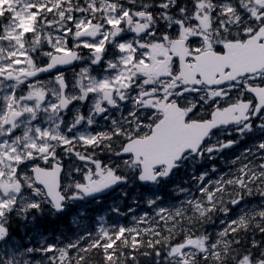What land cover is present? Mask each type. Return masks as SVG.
<instances>
[{
    "label": "snow or ice",
    "instance_id": "snow-or-ice-1",
    "mask_svg": "<svg viewBox=\"0 0 264 264\" xmlns=\"http://www.w3.org/2000/svg\"><path fill=\"white\" fill-rule=\"evenodd\" d=\"M21 12L25 10L35 12L37 10V5L30 4L29 0H20V3L16 6ZM264 12V9H261ZM6 15H11L10 13ZM0 20H3V17H0ZM4 22V31L9 30L11 23H15V17L13 16L11 21ZM261 23H264V17H261ZM31 31V30H30ZM71 31V26L69 27ZM30 33H25L28 35ZM82 44L79 46L93 49L98 48V44H91L84 40L83 37H78ZM117 42V54L120 57H124L126 52L124 49L126 47H131L136 49L133 52L132 59L136 61L139 59L141 62H144L143 55L137 56V52L143 53L146 49L140 48L138 44H130L125 36L117 34L114 37ZM108 41L104 42L103 48L106 51L110 47ZM65 50L71 52V40L66 37L65 41ZM216 51H222V46H217ZM103 58V52L100 57L97 59ZM13 56H9V63L3 64L0 66V80L11 79L9 75L8 68L11 64ZM175 63V62H174ZM16 67H19V63L16 64ZM49 75L51 74V69H43ZM173 75H175V69L173 70ZM41 75L40 72L36 73L33 79L38 78ZM151 78V77H149ZM264 78H257L256 83L264 87V83H261V80ZM251 84V82H250ZM151 85H149L150 87ZM105 84H99V88H105ZM185 85H180L176 87L172 94L167 97L168 103H173L177 108L183 109L186 105L182 104L181 101L186 95H191L194 92L199 93L204 85H201L199 82L193 83L191 88H187ZM214 87H222V85H215ZM3 91V90H0ZM8 93L5 92V101L7 100ZM13 98H15V92L11 93ZM218 99L215 95L212 100ZM55 108V105H52ZM102 111V109H98ZM150 112L152 109L149 108ZM261 112H264V108L260 109ZM36 117L33 115V119ZM186 119H191L190 112L188 113ZM7 127V126H6ZM16 129H13L10 132L9 136L15 135ZM139 129H135L134 132H126L124 139L121 143L119 150V156L122 161L125 162V167H128L131 170H134L138 173L139 167L138 162L134 158L132 150L128 147L132 142L135 136L139 135ZM121 132H124V129H117L115 132L116 136H120ZM36 136L29 135L25 140L26 144H29L30 147L21 148L17 146L16 140H9L7 137H0V220H3L6 216L10 215L18 206L19 203H22L28 200V197H31V200L28 202V208L31 212H35L40 208V203L37 202L36 197L39 193L43 192L44 200L51 206V208L59 213L62 211L65 201L80 200L83 199L86 193L92 191V182L96 181L97 177L100 179H105L106 177L115 180L116 177L113 175L112 171L109 169L105 171V166L102 162L95 156L90 155L87 151L81 155L80 152L71 150L67 152L69 160L71 161L68 164V173L73 177L75 184L71 195H66L64 191V180H65V162L61 156V152L65 149H69L71 142L65 137L63 138V143L57 147L56 145L59 141L54 137L49 139L50 133L47 129H36ZM71 134V133H70ZM85 148L91 147L95 143V138L91 137L86 141H83ZM199 146V145H198ZM198 146H193L188 151L196 152L199 150ZM258 147L264 151V143H260ZM59 158V159H58ZM171 168H169V171ZM143 177L141 180L143 181ZM152 182H155L157 177H149ZM209 199H211V190L209 191ZM149 206L154 204V201H148ZM239 206V201L234 202V207ZM165 212L164 208L159 209V214ZM125 228L121 227L119 234H123ZM39 233V230L37 231ZM10 230L8 226L4 223H0V245L6 244L10 240ZM159 240L156 241V244L159 245ZM195 244V240L192 237H185L183 241H176L168 246V250L165 255L168 258H171L173 264H192L193 259L199 261L207 262L209 261L210 256L215 259H219V256L216 253H208L206 250L198 253L196 257L187 255V252ZM99 244L94 245V247H99ZM20 251L17 252L11 245L8 246L7 254L0 252V264H14V258L17 255H24L25 252L31 259H36L38 255H43L45 257H50V264H56V253L59 250L63 253L61 259L68 257L71 252L79 245H73L71 242L68 243L67 250L63 247L58 249L57 245L53 241H44L41 245L38 246V251L34 252L32 248H29L27 245H19ZM86 252L87 249H84ZM114 253H105V259L108 261L113 260ZM156 256H160L161 253L159 250L155 253ZM83 255L80 256V260H84ZM135 259L134 256L129 257V262ZM25 264H28V260H25Z\"/></svg>",
    "mask_w": 264,
    "mask_h": 264
},
{
    "label": "clouds",
    "instance_id": "clouds-1",
    "mask_svg": "<svg viewBox=\"0 0 264 264\" xmlns=\"http://www.w3.org/2000/svg\"><path fill=\"white\" fill-rule=\"evenodd\" d=\"M226 96L227 93H224L220 99H215L214 101L205 99L204 103L208 104L210 107L215 105L217 109L228 107V104H221L220 102V100L224 99ZM128 100L129 106L127 110V116H130L132 119L127 121V123L130 125L131 132H134V130L138 127L137 122L139 120L149 119L152 116V112H150L149 109H144L141 111L140 106L134 102V97H128ZM173 102L175 103V101ZM232 102L243 103V101L235 99ZM198 104L199 100L191 103V118L195 117L198 113ZM249 112L258 121L256 127H259L261 131L264 132V119H261L264 117V113L254 112L251 105L249 106ZM250 124L251 120H248V122L240 121L239 130L241 132H244L245 130L251 131L252 129L249 127ZM130 129L125 128L124 132H121L119 138L115 137L114 130L111 138L105 137L104 139L100 140L98 144L92 146V152L90 155L98 158L105 166V171L110 169L113 175L116 177L114 183L108 186V188L104 189L105 191L110 190L112 187H116L118 184L128 182V167H125V162L120 159L119 150L122 141L126 139L125 133L130 132ZM217 131V128L210 127L207 131L206 138L202 140L198 146L199 150L194 153L189 152L182 155V157L176 161L174 168L171 169L164 178L167 179L170 177L176 169H187V166L184 163V156H190L194 161L190 169L191 179L195 181L193 187L199 188L201 184H204V187L199 189L203 193L202 197H198L200 203H196L195 200L191 201L192 207L197 213L195 220L200 221L202 225L209 224L212 222L214 216L219 214H231L233 213V210H235V216L232 219V223L235 225L236 229H242L246 231L258 229L260 231H264V151L258 147L260 143H264V138H261L256 143L254 151L251 148H239V140H229L226 143H220L217 146L211 144L208 139L209 137L214 136ZM233 145H237L236 152L234 154L227 157L220 156L222 149L231 147ZM256 152L260 153V165L257 166L253 164L252 161L245 163V161L248 159V156H254ZM208 153H214L216 156H220L222 164L225 166L237 165L238 167L235 169V171L247 176V180L236 178L235 176L228 179H211L210 174L212 172L218 173L219 170L216 166L208 164V161L214 158V156L208 155ZM245 153H247V155H245ZM65 176H67V179L64 180V191L66 195H71L75 181L69 173L65 172ZM205 180H207V183H205ZM217 184L219 185L218 189L216 188ZM209 185H211L212 188L217 191L223 190L225 192L227 191V189H225V185L232 186L231 199L225 200L223 203H221L220 198L214 197L212 191L211 199H209ZM181 191H187V189H181ZM30 200L31 197L29 196L28 200L20 204L19 214H22L23 220L29 219L30 216L32 219H35L37 216H43L46 211L45 206H47L49 218L55 219L56 216L66 212L69 207H72L79 202V200H66L62 211L57 213L51 208L47 201L44 200V194L41 192L36 197L37 202L40 203V208L35 212H31L28 208V202ZM237 201H239V206L234 207V202ZM201 205L204 206L202 207ZM185 219L188 218L185 217ZM188 222L192 223L193 221L189 220ZM221 223H223V221H221ZM61 227L66 229H71L73 227L71 224V216L68 218V223L66 225H61ZM219 235L223 236L224 233L220 232Z\"/></svg>",
    "mask_w": 264,
    "mask_h": 264
},
{
    "label": "trees",
    "instance_id": "trees-1",
    "mask_svg": "<svg viewBox=\"0 0 264 264\" xmlns=\"http://www.w3.org/2000/svg\"><path fill=\"white\" fill-rule=\"evenodd\" d=\"M138 4L140 5H152L157 11L162 10L159 5L160 0H138ZM189 3L187 0H176L175 6H187ZM173 14L176 13V9L174 8L172 11ZM157 18L158 20L161 17V14L157 12ZM263 135V132L258 129L252 128L250 132L244 133V139L243 142L249 141L253 144H256L259 139H261V136ZM215 145V144H214ZM208 155L214 156L212 160L208 161L209 165L215 164L216 166L219 165L218 157L214 153H208ZM192 166V165H190ZM190 167L187 168L185 171H181V169L177 170L170 178L166 180H161L157 185L158 189L162 193L163 198H173V193L175 198L177 197L176 192L173 188H170V184H173L175 182H178L181 185H184L186 188H192L195 184V181L191 179L190 176ZM240 175V178H243L245 175L242 173L238 174ZM172 191V192H170ZM214 197H219L221 203H223L228 196H231V189H227V191H217L213 194ZM178 215V214H177ZM220 215V214H219ZM214 216L212 222L213 223L218 216ZM187 217L188 219H185ZM196 217V216H195ZM195 217L191 216H176L179 223H188L189 220H192L193 222L201 223L197 220H195ZM68 223V217L66 214L58 215L55 219H50L48 215V210L46 209L45 214L43 216H37L36 217V225L38 228H40L44 233L49 234L50 236H53L54 234L57 235H64L67 230L64 227H61V225H66ZM207 226V224H204ZM179 225H175L174 227H177ZM205 226H200L201 229H206ZM169 228V227H166ZM235 229V230H234ZM14 233L19 235L21 238L24 237V234H20L18 232L17 227H13ZM176 233L174 235L169 236L168 233H163V235L160 234H154L153 235V242L156 245V248H160L162 243H174L175 241H178L180 238H182L183 233L181 231H175ZM117 237V234L111 235V238ZM224 244L225 246L221 248L220 250V256L219 259L216 261H209L211 264H239L243 257L248 256L252 264H259L256 262V258H258L257 253L262 252L264 250V231H260L258 229H252L251 231H246L242 229H236L235 225L232 224L228 228H226L224 232ZM159 240V245L156 244V241ZM99 244L97 243H89L87 245H83L81 248L78 249V253L76 256L70 254L67 258L61 259L59 258L58 264H135L133 263V260L129 262V254L131 253L128 250H123L124 247L127 246V244L123 243L122 241H115L112 243L111 251L109 253H114L113 260L108 261L105 259V255L101 252L100 247H94V245ZM100 245V244H99ZM147 245V246H146ZM153 245V244H152ZM152 245L144 243V247H147L145 252V257L148 256V259L138 257L137 259L140 262V264H148V262H154L155 260V253L153 254V251L151 248ZM84 249H87L85 252ZM123 250V251H122ZM83 255L85 257L84 260H80V256ZM223 258V259H221ZM46 264H50V262H47Z\"/></svg>",
    "mask_w": 264,
    "mask_h": 264
},
{
    "label": "water",
    "instance_id": "water-1",
    "mask_svg": "<svg viewBox=\"0 0 264 264\" xmlns=\"http://www.w3.org/2000/svg\"><path fill=\"white\" fill-rule=\"evenodd\" d=\"M228 50V48L226 47ZM232 52H235L236 57H202L205 61V66L208 70L213 69L214 74L220 73L223 69L229 68L231 72L227 75L229 78L233 74L240 75L243 73H252L264 67V28L259 29L247 42L243 45L238 43L231 47ZM238 56V57H237ZM47 69H53L57 63H50ZM250 67L249 71L242 70ZM44 69V68H43ZM197 69H202L201 67ZM205 77L203 72L199 70L192 74ZM185 77V76H184ZM251 92L256 96L259 102V108L264 106V87L254 88ZM168 107L164 112V117L160 120L153 133L146 139H136L129 144L134 157L141 156L142 174L141 177L154 176L152 169L160 165H166L167 171L173 168L174 162L178 160L185 152L193 146L200 145L201 141L206 137L210 127H217L226 124L223 118L227 113L219 115L214 113L210 120L203 122H191L188 125H183V119L178 114L170 110ZM246 105L240 103L238 111L243 112ZM175 117L180 121L178 122ZM243 116H239L233 122L239 121ZM145 180V179H143Z\"/></svg>",
    "mask_w": 264,
    "mask_h": 264
},
{
    "label": "rangeland",
    "instance_id": "rangeland-1",
    "mask_svg": "<svg viewBox=\"0 0 264 264\" xmlns=\"http://www.w3.org/2000/svg\"><path fill=\"white\" fill-rule=\"evenodd\" d=\"M108 5L112 7L113 3L109 1ZM196 6H197V12H195V13H197V14H195V15H196L197 20L201 24V21H203V20L201 19L199 12L200 11L201 12L206 11V8L209 6V2H208V0H196ZM263 7H264V0H252V2L248 3V5H247V8L249 9V12L251 13V15L256 16V17L258 16L257 15L258 11ZM30 15H31V11H28V10H25L24 12H21L20 10L15 11L14 15H13L15 17V23H11L9 26V30L6 32L3 30L2 35L0 36V66H2L3 64L9 63V56L14 57L11 64H9L8 70H10V69L16 70L17 68H20L23 70H28V69H32L34 66L33 59L31 57H27L28 52L26 50L25 45L23 44V42L25 41L23 38V30L25 28H31L32 29V31H33L32 35H33L34 40H39L40 37H44V40L39 43V48H44V49L48 50L50 47V50H52L51 46L54 48L65 47V39L62 36L60 37L58 35H55L54 40H52L53 34H50L47 31L44 34H42L40 29H37L34 26H32L31 22H30V18H29ZM195 15H193V16H195ZM202 17H204L203 13H202ZM206 24L207 23H204V26H206ZM183 33L186 35L187 34L199 35L198 32H194L190 28L189 29H183ZM41 44H42V46H41ZM153 48L155 49V53L152 50ZM163 48H164V45L160 42H157L155 47L151 46L150 49L147 50L148 55L154 56V54H157V53L161 54V50ZM50 50H49V52H50ZM127 58H129V57H127ZM127 58L125 57L124 59H127ZM153 59H154V57H144V62H140V63H142V67L146 72L150 73V70H151L150 64L152 63ZM17 63H19V67H16ZM109 64H113L115 67V70H116V66L118 65V61L110 62ZM84 68L88 69L87 66H84ZM123 71H124L123 77H125L126 71L124 68H123ZM101 77H102L101 81L96 80V79H92V82L97 83V84H102V83L105 84L106 87L109 88V91H111V93L108 94L109 100L112 103H114L115 101L118 102V100L123 97V94H121V93L115 94L112 91V89H114L113 84L117 80H114V79L111 80L110 76L106 75V73H102ZM104 79H106V80H104ZM125 81L126 82H123V83L127 84L128 79L125 78ZM142 81L144 83V80H142ZM21 83L22 82H8V83L0 82V86H2L0 90H3V91H1V96H2L3 101H4V110L9 109L10 106H14L15 105L14 101L19 100V95L16 92V88L18 85H21ZM144 86H145V83H144ZM13 91L16 94L15 98H13V96L11 95V93ZM30 91H32V90H30ZM5 92L8 93L6 101H5ZM140 92L142 93V97H145L144 101L147 100V96H148V95H146L147 89L142 87ZM28 96L30 97L29 99L33 98V95H31L30 93H28ZM156 100H157V103H162L164 100L163 94L157 95ZM31 108H32V106H28V107L25 106V109H27V110H31ZM49 110L54 111L55 108L50 107ZM146 126H147V123L144 122L141 126V130L143 131ZM27 137L28 136L26 134L23 136V138H25V140L27 139ZM93 184H92V191L89 193H86L84 198L80 199L79 202L77 203L79 206H83L84 202H82V201L89 194L97 196L102 192V189H97L95 187V185H93ZM103 191H105V190H103ZM20 204L21 203H19V206L16 208L17 210H19ZM16 209L14 211H17ZM105 217H106L105 213L100 212L95 217L94 220L87 221V222L83 223L84 229L88 228L89 231H95V232H98V231L107 232L109 230V226H106ZM127 217H129V222L128 223L125 222L122 226L124 228H126V224H127V226L130 229L128 231H131L134 229V225L136 224V221L140 220V219H138L139 217L136 213H129L127 215ZM157 219H160V217L158 216ZM141 221H144V220H141ZM144 222H147V221H144ZM204 239L205 238H203V237L201 239H194L195 244L193 245L192 248L189 249V251H191L189 255H192L194 253L193 251L201 250L206 246L207 243L204 241ZM40 242H42V240ZM9 245H11L13 247V249H15L17 252L20 251L18 246L21 245V243H19L15 239L10 238V240L6 244L0 245V252L7 254V249H8ZM25 260H28V263L31 260V258L27 255L26 252L24 254V257H23V255L15 256L14 263L18 264L22 261H23V263H25ZM240 264H248V260L245 259Z\"/></svg>",
    "mask_w": 264,
    "mask_h": 264
},
{
    "label": "bare ground",
    "instance_id": "bare-ground-1",
    "mask_svg": "<svg viewBox=\"0 0 264 264\" xmlns=\"http://www.w3.org/2000/svg\"><path fill=\"white\" fill-rule=\"evenodd\" d=\"M125 192L129 196L136 193L137 188H136L135 184H133L131 186H126ZM181 200H182V194H181V192H179L177 194V201H181ZM152 205H153V209L151 211H149V218H148L147 222L137 220L136 224L134 225V229L129 231L130 232L129 236L127 238L123 239V243H129L131 240V237L135 236L136 232L144 233L146 231H150L154 234H160V235H163V233H168L169 236H171V235H174L176 233L175 231H181L183 233V235H190L191 233L197 232L203 238H205L204 241L207 243V245H209L211 247H216L219 250H221V248H223L225 246L224 241L220 237L209 236L200 228V226L196 222L179 223V221L176 218L174 206L168 200L163 199V198H159V199L155 200L154 204H152ZM160 208L165 209V212L163 214H159ZM158 216L160 217V219H157ZM114 220L116 221V223L120 227H123L122 225L129 220V217L124 216V215H116V216H114ZM161 220H167L169 222V228H166V227L162 226L161 224H159V221H161ZM175 225H179V226L174 227ZM25 244L28 247L30 246V243L27 240L25 241ZM150 249H152L153 254L156 253L157 250H159L161 255L157 256V259L166 258L169 261V264H173V261L171 260V258L166 257V255H165L166 250H162V249H159L156 247H151ZM78 252H79L78 248H75L71 252V254L76 256V254ZM101 252L105 255L104 250H101ZM145 252H146V250H144V249L139 251L138 257H141V258L144 257L145 258ZM190 252L191 251L188 250L187 255H189ZM257 255L264 257V253H261V252L257 253ZM189 256H192V257L195 256L196 257V254L193 253L192 255H189ZM210 257H212V256H210ZM144 258L142 260H144ZM50 260H51V258H49L47 262H50ZM58 261H59V258L57 257L56 264H58L57 263ZM194 264H205V262L195 259ZM207 264H211V263L208 261Z\"/></svg>",
    "mask_w": 264,
    "mask_h": 264
},
{
    "label": "flooded vegetation",
    "instance_id": "flooded-vegetation-1",
    "mask_svg": "<svg viewBox=\"0 0 264 264\" xmlns=\"http://www.w3.org/2000/svg\"><path fill=\"white\" fill-rule=\"evenodd\" d=\"M33 115H35L34 114V112H32L31 113V119L29 120V123L31 124H38L39 125V122H38V120L37 119H33ZM66 116V115H65ZM27 124L28 125V129H29V125L30 124ZM45 127H46V125H44L43 126V128H41V129H45ZM7 128H8V131H0V137H7L9 140H13V136H9L8 134L10 133V132H12L13 131V128H12V126H7ZM39 128H40V126H39ZM59 128H60V126L58 127V131H59ZM25 129L27 130V128L25 127ZM56 138L58 141H59V143L56 145L57 147H59V145H60V143H61V141H60V139H59V137H57V135H52V134H50V136H49V139H52V138ZM73 145V143H71V146ZM71 146H70V148L69 149H65L64 151H62L61 152V156L63 157V160H64V162H65V171H68V164L71 162L70 160H69V157H68V155H67V152L68 151H71V150H74V149H72L71 148ZM59 159V158H58ZM65 179H66V176H65Z\"/></svg>",
    "mask_w": 264,
    "mask_h": 264
}]
</instances>
